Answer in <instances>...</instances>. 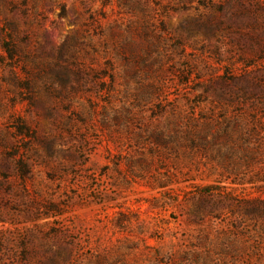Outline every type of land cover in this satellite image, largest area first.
<instances>
[{
    "label": "rangeland",
    "instance_id": "374dc122",
    "mask_svg": "<svg viewBox=\"0 0 264 264\" xmlns=\"http://www.w3.org/2000/svg\"><path fill=\"white\" fill-rule=\"evenodd\" d=\"M0 264H264V0H0Z\"/></svg>",
    "mask_w": 264,
    "mask_h": 264
},
{
    "label": "trees",
    "instance_id": "16d2710c",
    "mask_svg": "<svg viewBox=\"0 0 264 264\" xmlns=\"http://www.w3.org/2000/svg\"><path fill=\"white\" fill-rule=\"evenodd\" d=\"M19 164H20V165H19L20 167H22L23 169H25V167H24L21 163H19ZM25 176H26V175H23V179H25Z\"/></svg>",
    "mask_w": 264,
    "mask_h": 264
}]
</instances>
